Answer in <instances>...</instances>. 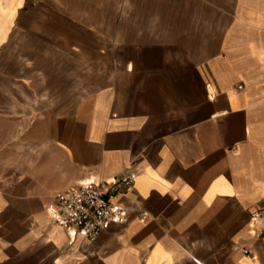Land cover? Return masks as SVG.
<instances>
[{
  "label": "crops",
  "instance_id": "obj_1",
  "mask_svg": "<svg viewBox=\"0 0 264 264\" xmlns=\"http://www.w3.org/2000/svg\"><path fill=\"white\" fill-rule=\"evenodd\" d=\"M131 1L0 0V264H264V0ZM130 171L127 222L53 221Z\"/></svg>",
  "mask_w": 264,
  "mask_h": 264
},
{
  "label": "built area",
  "instance_id": "obj_2",
  "mask_svg": "<svg viewBox=\"0 0 264 264\" xmlns=\"http://www.w3.org/2000/svg\"><path fill=\"white\" fill-rule=\"evenodd\" d=\"M136 176V172L130 171L119 177L94 178L69 187L57 197L52 212L53 221L73 235L81 233L90 241L96 240L111 224L128 221L125 208L113 199L121 190L130 188ZM251 221L257 224L252 234L264 236V199L259 208L251 213ZM244 254L253 255L249 248L244 249Z\"/></svg>",
  "mask_w": 264,
  "mask_h": 264
},
{
  "label": "rangeland",
  "instance_id": "obj_3",
  "mask_svg": "<svg viewBox=\"0 0 264 264\" xmlns=\"http://www.w3.org/2000/svg\"><path fill=\"white\" fill-rule=\"evenodd\" d=\"M132 2V1H131ZM176 2L179 4V5H191L194 9V11L192 13L190 12H179V15H188V14H192V17L194 19H201V15L204 14V16L206 15V13H202L199 11V8H196L199 4L202 3V0H176ZM204 3L206 2V0L203 1ZM208 2L211 4V5H217V4H220V5H224V6H228L230 4L233 3V0H208ZM133 4H138V5H142L143 3L146 5V7H150L149 5H152L154 3V0H134L132 2ZM135 7V6H134ZM131 14H142V12H134ZM148 14H152V13H148L146 12V15ZM208 16H209V19L211 20V23H210V32H211V36L213 35V30L216 26L215 23H213V21H217L218 20V16H217V12L216 11H209L208 13Z\"/></svg>",
  "mask_w": 264,
  "mask_h": 264
}]
</instances>
